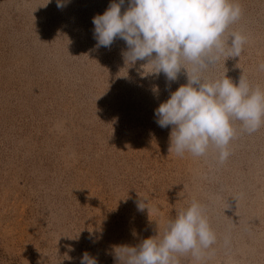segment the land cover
Wrapping results in <instances>:
<instances>
[{"label": "rangeland", "instance_id": "374dc122", "mask_svg": "<svg viewBox=\"0 0 264 264\" xmlns=\"http://www.w3.org/2000/svg\"><path fill=\"white\" fill-rule=\"evenodd\" d=\"M112 2L0 0V264H80L85 252L118 264L112 246L162 236L193 200L217 239L180 264H264V124L248 134L234 121L222 163L214 146L170 152L154 111L186 70L168 81L147 60L126 66L122 39L97 48L92 21ZM236 2L240 57L202 76L264 88V0ZM142 198L158 211H138Z\"/></svg>", "mask_w": 264, "mask_h": 264}, {"label": "clouds", "instance_id": "9594fccd", "mask_svg": "<svg viewBox=\"0 0 264 264\" xmlns=\"http://www.w3.org/2000/svg\"><path fill=\"white\" fill-rule=\"evenodd\" d=\"M70 2L57 0V6ZM126 2L129 6L122 13ZM241 15L236 0H118L93 18L96 47L110 48L122 39L126 66L147 60L144 71L151 67V74L163 73L168 81H176L186 70L187 84L154 111L159 127L171 126L170 152L200 157L214 146L222 163L237 136L234 121L248 134L264 124V88L252 87L244 76L238 84L227 75L215 81L202 76L221 58L240 57L246 38L228 29ZM153 91L158 93V86ZM137 209L158 211L143 198ZM216 239L203 206L193 200L168 221L162 236L144 239L138 246L114 245L112 251L118 264H180L177 254L191 253L199 260ZM80 264H98V259L85 252Z\"/></svg>", "mask_w": 264, "mask_h": 264}]
</instances>
